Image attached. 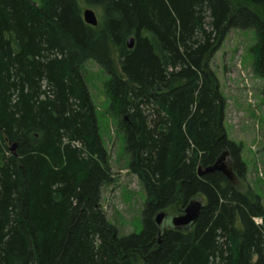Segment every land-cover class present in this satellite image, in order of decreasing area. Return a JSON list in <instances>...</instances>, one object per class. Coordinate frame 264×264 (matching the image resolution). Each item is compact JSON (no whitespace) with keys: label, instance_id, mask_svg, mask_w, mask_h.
Listing matches in <instances>:
<instances>
[{"label":"trees","instance_id":"obj_1","mask_svg":"<svg viewBox=\"0 0 264 264\" xmlns=\"http://www.w3.org/2000/svg\"><path fill=\"white\" fill-rule=\"evenodd\" d=\"M231 29L255 31L264 79V0H0V264H264V202L210 66ZM87 60L108 76V113L145 191L139 233L118 236L101 204L113 174ZM222 156L229 177L198 174ZM198 197L189 230L159 234L157 212Z\"/></svg>","mask_w":264,"mask_h":264},{"label":"rangeland","instance_id":"obj_2","mask_svg":"<svg viewBox=\"0 0 264 264\" xmlns=\"http://www.w3.org/2000/svg\"><path fill=\"white\" fill-rule=\"evenodd\" d=\"M255 41L253 29H231L210 66L226 98L224 127L227 135L242 146L241 157L247 167L244 182L259 193L264 202V79L253 68L250 49ZM83 74L113 174V181L101 190L103 210L108 221L116 227L118 236L139 233L145 191L136 174L128 170L123 134L117 119L108 113V99L103 89L108 76L92 60L85 62Z\"/></svg>","mask_w":264,"mask_h":264},{"label":"water","instance_id":"obj_3","mask_svg":"<svg viewBox=\"0 0 264 264\" xmlns=\"http://www.w3.org/2000/svg\"><path fill=\"white\" fill-rule=\"evenodd\" d=\"M82 18L85 23L92 26H96L98 23L97 16L91 8H85L82 10ZM127 46L128 48H132V37L127 40ZM11 150H13V147H11ZM213 171H219L228 177L230 176L224 161V156L218 159L211 166H208L204 169L201 167L198 168L199 175ZM203 204L204 200L202 198H192L180 214L166 216L165 212L163 211L157 212L154 216V222L159 229L158 231L161 233V231L167 227L176 230H189L198 217Z\"/></svg>","mask_w":264,"mask_h":264},{"label":"bare ground","instance_id":"obj_4","mask_svg":"<svg viewBox=\"0 0 264 264\" xmlns=\"http://www.w3.org/2000/svg\"><path fill=\"white\" fill-rule=\"evenodd\" d=\"M159 234H160V232H159Z\"/></svg>","mask_w":264,"mask_h":264}]
</instances>
